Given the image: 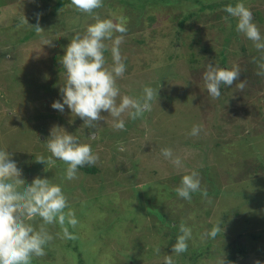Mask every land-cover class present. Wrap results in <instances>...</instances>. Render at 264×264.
Segmentation results:
<instances>
[{"label": "rangeland", "instance_id": "1", "mask_svg": "<svg viewBox=\"0 0 264 264\" xmlns=\"http://www.w3.org/2000/svg\"><path fill=\"white\" fill-rule=\"evenodd\" d=\"M129 1L103 0L102 6L93 12L102 19L113 18L118 23L131 26L126 34L113 33L114 37L123 36L124 41L129 36V47L126 46V51L121 53L124 58L128 56V64L125 74L117 78L121 94L138 97L143 94V87L150 85L158 88L157 98H153L150 110L140 117L134 120L125 117L124 129L114 128L113 118L102 111L104 118L97 121L94 136L89 135L82 119L74 116L67 106L62 112L50 106L54 100L60 99L59 89L64 82L63 66L59 63L61 57L55 60V56L63 55L64 47L76 32L83 34L87 25L94 22L93 15L78 10L73 1L58 9H55L56 0H4L0 4V146L10 150L9 155L20 168L15 175L22 177L24 182L30 183L34 177L40 176L60 184L67 198L65 212L71 209L78 221L75 225L76 238L82 257L88 264H164L165 254H171L175 264H216L217 259L224 257L221 247L218 254L213 248L211 250L214 252L206 250L193 261L188 260L190 256L183 257L185 252L179 255L171 253L175 240L167 232L171 231L172 226L184 224L182 220L191 222L193 215L189 218L183 213L192 214V207L195 206L191 204L193 201L187 202L179 197L175 189L182 175L194 167L201 171L204 167L199 160L201 156L197 157L196 151L186 147L189 142L181 139L187 133L185 128H191L192 124L201 126L202 137L206 135L205 123L212 127L221 124L228 128L222 131V138L227 140L233 135V141L222 145L221 158L211 155L210 161L221 164L231 160L242 165L241 160L244 159L248 162L247 166L242 165L245 172L257 171L252 168H259L261 164L256 159L264 157V131H260L264 127L255 118L256 111L245 116V110L232 109V105L243 106V96L235 91L240 74L228 86L231 91L228 97L233 98L232 102L224 99L219 103L217 97L213 98L206 92L201 74L203 69H200L198 61L205 53L215 57L216 62L225 57L226 68L238 65L240 72L244 70L247 75L252 74L250 62L253 61L256 66L253 71L258 63L250 52V43L240 35L231 34L230 18H225L227 15H224L223 9L231 0H166L156 5L150 4V7L137 12L126 4ZM244 2L247 8L254 7V11L260 12L264 19V0ZM209 4H218L210 12V18L206 17ZM201 7L206 10L200 11ZM14 16L19 19L13 20ZM183 16L188 18L178 35L177 22ZM3 18H10V21H3ZM25 20L32 26H28ZM5 23L12 26L14 23V26L6 32ZM35 25L39 28L36 29ZM34 27L35 30L32 29ZM30 29L34 30L33 35L24 40ZM47 39V42H43ZM139 39L144 42L136 44L137 47L130 52L132 43H137ZM106 44L109 48L105 51V57L110 65L111 41H106ZM172 46L176 47L179 57H176L175 63L169 64L166 55H169ZM242 48L250 53H245ZM191 53L195 54L197 60L192 67L189 62L188 65L186 63ZM196 66L200 70H195ZM191 69L195 73H191ZM176 89L181 91L171 93ZM261 93H264V85ZM171 94H177L173 104L181 103L178 101L181 99L183 105L172 106L168 99ZM205 98L210 101L213 98L219 103L215 118L188 122V118H192L188 106L195 105L197 99ZM164 102L170 108L166 112L158 110ZM222 104H227V107L222 109ZM261 113L263 116L264 108ZM220 116L228 118L229 125L218 122ZM237 121L243 124L241 128L234 126ZM53 126H60L79 137L81 143L91 145L97 156L94 163L98 168L96 174H83L78 168L73 179H66L64 161L56 158L46 160L45 164L36 161L40 156L51 155L47 149V138ZM212 127L211 131L217 130ZM237 140L238 143H234ZM165 147L172 148L173 154L181 158L180 166L175 167L171 158L163 156L161 149ZM204 148L207 152L210 150L208 146ZM165 166L167 169L164 170ZM153 170H158L156 175ZM174 176L178 180L171 181ZM208 181V175L200 178L204 192L210 189L207 187ZM163 215L167 220L162 219ZM37 218H26V222L33 224ZM191 230L195 231L196 228L192 227ZM191 236L188 246L199 248L205 237L198 233H191ZM63 239L59 245H62ZM216 241L222 245L220 239ZM157 245L160 246L159 253L154 250ZM44 250L47 253L45 245ZM56 250L48 256H34V259L37 264H75L72 251L60 246ZM257 261L264 264V260L250 257H241L233 264H256Z\"/></svg>", "mask_w": 264, "mask_h": 264}, {"label": "clouds", "instance_id": "2", "mask_svg": "<svg viewBox=\"0 0 264 264\" xmlns=\"http://www.w3.org/2000/svg\"><path fill=\"white\" fill-rule=\"evenodd\" d=\"M103 0H73V5L80 11L93 15L94 22L87 25L83 34L76 32L64 47L59 61L64 69V82L60 86V99L54 100L51 107L63 111L65 106L74 116L82 119L89 135L94 136L97 121L103 120L101 112H106L113 118V127L125 128V117L134 120L143 112L150 110L151 101L157 98V89L150 85L143 87V94L133 97L121 94L117 85V78L122 77L126 65L121 56L120 45L123 37L113 36L114 32L125 33L124 23H118L113 18H100L94 9L102 6ZM224 11L236 18V30L253 42L257 50L264 51V36H262L253 13L247 8L243 0L227 4ZM226 19L228 17H225ZM25 23L29 25L26 20ZM39 28L38 25H35ZM49 39L43 42H47ZM106 41H111V64H107L105 51L109 48ZM257 75H264V59L258 61ZM240 74L238 65L231 68H220L213 62L206 65L203 81L206 91L212 97L221 95V87L233 84ZM238 86L245 87L243 80ZM53 129H63L62 132ZM201 126L193 124L190 135H199ZM47 149L50 156H40L36 161L44 162L53 158L66 163L65 178L73 179L79 167L94 164L97 160L91 145L81 143L79 137L67 132L60 126H53L47 138ZM9 149L0 146V264H31L34 256L45 254L44 245L52 239L51 234L44 228V224L54 222L75 226L77 219L74 212L68 209L67 198L60 184L53 183L46 177H34L30 183L24 182L22 177L15 175L20 171L19 165L9 155ZM165 158H171L172 163L180 166L181 158L174 155L171 148L161 149ZM201 190V182L195 170L181 176L180 184L175 189L177 195L183 199H191V193ZM40 217L43 224L35 228L26 218ZM220 224L214 225L203 235L209 238L217 236ZM179 233L172 244V252L177 255L188 248L191 238V228L186 224L179 226ZM66 236L71 235L64 228ZM160 252V246L154 249ZM164 264H175L171 254H165ZM216 264H226L225 257L217 259ZM256 264H261L257 261Z\"/></svg>", "mask_w": 264, "mask_h": 264}, {"label": "trees", "instance_id": "3", "mask_svg": "<svg viewBox=\"0 0 264 264\" xmlns=\"http://www.w3.org/2000/svg\"><path fill=\"white\" fill-rule=\"evenodd\" d=\"M72 1L73 0H56L55 9L61 8L64 6V4H68ZM164 1L166 0H130L129 2H126V4H128L130 7L134 9V11L137 12L138 10L144 9L147 6L150 7V4L156 5ZM260 1L262 2V0ZM3 2L4 0H0L1 5ZM237 2L238 0H231V2L229 3L234 5ZM7 3L8 2H6V4ZM6 4L5 5L3 4V7H6ZM25 4L28 5L27 3ZM216 5L218 4L207 5L206 9H208L209 11L206 14V17L210 18L211 16L210 12L214 11ZM248 8L253 13V21L256 23L257 27L259 28L262 36H264V22H263L264 19L261 18L260 12L258 13L253 10L254 7H251V8L248 7ZM206 9L201 7V9L199 10L203 11ZM224 15H227L225 17L230 18L229 22H230V28L232 31L231 34L236 35V36L240 35L242 38H245L246 41L249 42L251 45L250 52L253 53L254 61L255 62L262 61V59H264V51L257 50L254 47L253 42L251 40L247 39L243 33H240L236 30V22H235L236 18L229 16V14L226 13L225 11H224ZM188 17H191V15H189ZM187 18L186 16H183L181 20H178L177 22L178 32L176 31V34L178 33L179 35V33L183 30V25L185 21H187ZM12 19L17 21L19 17L14 16V18ZM4 20L8 22L10 21V18H5V19L3 18V21ZM30 22L32 23V21ZM39 25L41 26V24ZM13 26H14V23H13ZM13 26L10 25V23L4 24L6 32L9 31L11 28H13ZM35 27L32 29L35 30ZM126 28L131 29V26H126ZM32 29H30L29 34L24 36L23 38L24 40L30 38L33 35L34 30L31 31ZM150 34L153 35L152 33ZM127 35H131V34H127ZM141 35H142V32H141ZM128 37L129 36L126 37L127 41L126 40L124 41V39H122V43L120 45L121 53H124L126 51L125 49H126V46L128 45V40H129ZM174 41H176V39H174ZM143 42L144 40L139 39L137 43H132L130 52L132 51V49H134V47H137L136 44L138 45V43H143ZM128 47L129 46H127V48ZM170 48H169L170 49L169 55L167 54L166 56L168 57L167 58L168 63L173 64L175 63L174 60L176 59V57H179V56L175 51L176 49L175 46H172ZM242 49L244 50L245 53H250V52H246L245 48H242ZM154 52H153V56L155 54ZM125 56L126 58L122 56V59L124 60L125 65H127L128 56L127 55ZM201 56L202 57L200 58V61H198V63L200 64L199 65L200 69H203L201 70L202 71L201 74H203V71L206 70V65L212 62L215 65L219 66L220 68H226L225 59H224L225 57L222 58L221 61H219L220 62L219 63V62H216L215 57H210L206 53L205 55H201ZM60 57L61 55L55 56V60H57V58H60ZM188 62H189V65H191V67L192 65L197 63V60L195 59V54L191 55V58L189 59V61L187 60L186 62L187 65H188ZM249 66H250V70H252L251 75H247L245 73L246 71L244 70L240 72V78H241L240 80H243L245 82V87L241 89L237 83L236 87L238 88H236L235 90L237 94L241 93V95L243 96L244 98L243 106L232 105V109H235L237 111H243V112L245 110L246 112L243 113L245 116H248L250 113L254 114L253 112L256 111L255 114L257 115L255 116V118L257 117V120L259 119L260 125L264 127V119H262L264 115L262 116V113H261V109L264 108V100H262L264 99V93H261L262 85H264V75H257V72L259 71L258 67L253 71V68L256 67L253 61L250 62ZM194 69L200 70L198 69V67ZM194 69H191L190 72L195 73ZM171 73L172 72H170L169 74ZM177 91L179 92L181 90H178V89L171 90V93H175ZM230 92L231 91L228 88V86H222L221 96L220 98L217 97L218 102L221 103V101H223L224 99L226 101L232 102L233 98L228 97ZM171 95L172 96H169L170 98L168 97V99H170L171 101L170 104L172 106H175V105L180 106L182 104L181 99L178 100L181 103L173 104L175 97L177 98V94L176 96L175 94H171ZM222 95H223V98H221ZM213 98H212V101H210L208 98L197 99L195 101L196 102L195 105L193 106L189 105L188 110L190 111L189 113L192 118H188V122L194 123L200 120L209 121L207 120L208 118L214 119L216 116L215 115L216 106L219 103L215 102ZM213 102L215 104L211 108H209ZM252 103H254V105H252ZM189 104H192V103H189ZM254 106H257V109H254ZM225 107H227V104L225 105L222 104L221 108L223 109ZM158 110L166 112L170 110V108H169V105H166V103L164 102L159 106ZM220 115L222 114L220 113ZM204 117L206 119H204ZM223 118H224L223 116H220V118L218 117L217 118L218 122L222 124L226 123L229 125V123L227 122L229 121V119L224 118L223 120ZM253 124H254V120H253ZM205 125H206L205 127L206 135H204L203 137H202L203 133H201L202 131H200L199 135L193 136L189 134L191 128H185L187 133L181 139V141L183 140V142H184V139H186L189 142V144L186 142L187 143L186 147L191 149V151H196L198 153V154L196 153L197 157L201 156L202 159L200 158L199 160H201L204 163V167L202 171L198 167L192 168L191 171L195 170L198 173L199 178H201L202 176L205 177L206 175H208L210 179V181L207 182V184L209 185L207 187L210 188L207 192L198 190L190 194L191 199H187V200L184 199L187 202L193 201L191 204L194 203L195 206L192 207V214L186 213V212L183 213L185 217H189V218L193 215L192 221L187 222L188 219H185V220H182L181 223L183 222L190 228L195 227L196 230L195 231L191 230V233H198L201 236L205 237V239L203 240V242H201V246L199 248H196L195 245H194V248L193 246H188L187 250L182 255L183 257L190 256V259L188 258V260L193 261L196 258H199L203 254V252L206 250H210L214 252L213 250H211L213 248L217 250L215 251V253L218 254L219 248L221 247L223 255L225 257V261L231 264H233L234 261H237L241 257H250L251 259L254 258L256 260H264V197H263L264 190H262L264 188V157L262 159L260 158L256 159L258 160L256 162H260L261 166L259 168H256V167L252 168V170H257V171H251L249 173L248 171L245 172L244 166H247L248 162L247 160H244V159L241 160V163L244 166L238 164L236 161H231V160H226L227 161L226 163H221V164L216 161H210L211 155L221 158L220 153H221V150L223 149L222 145L228 142L231 143L233 141L232 140L233 135L230 136V139L228 138L227 140H224L221 136V133L222 131L228 128H225V126H222L221 124L218 125V127L217 126L212 127V126L207 125L206 123ZM241 125L243 124L237 121V124L234 126L237 128H241ZM211 127L217 130H215L214 132L211 131ZM260 131L263 132L264 130H260ZM238 140L234 143H238ZM247 140H251V138H248ZM260 142H263V140ZM179 144H182V142H180ZM204 146H208L210 150L207 152L206 150H204L205 149ZM252 161H255V160H252ZM174 166L176 167L177 165L174 164ZM79 169L80 171H82L83 174H86V173L96 174L98 172V168L94 164H91L88 166H82V167H79ZM165 169H167V166L164 167V170ZM168 170H169V166H168ZM157 171L153 170V174L156 175ZM219 174H220V177H219ZM176 178L177 176L172 177L171 179L173 180L171 181L178 180ZM205 179H206L205 180L206 182L207 177ZM223 179H224V183L222 182ZM172 195L173 194H171V196ZM162 219L167 220L165 215L162 216ZM218 223L220 224V228L218 229L217 236L215 238H209L203 235L206 231L210 230L214 225ZM42 224H43L42 219L38 217L33 222L32 225L35 228H39ZM43 226L52 236V239L45 244V247H47V253H45L43 256H48L49 253H55L57 246H60L61 249L66 247L69 251L73 252V262L75 264H88L86 260H84L85 258L82 257L83 256L82 251H80L81 246H80L78 238H76V226L68 225L67 221H65L64 225H60L59 223L54 222L52 224H44ZM65 227L67 228L68 232L71 235L66 236L64 234ZM167 233L170 234V238L172 234L173 238L171 239L175 240V237L178 234H180L179 225L172 226L171 231ZM60 235H61V238L59 239ZM62 238H64L63 240L65 242L63 241L62 245H59V241ZM170 238L168 240H170ZM191 239H192V236H191ZM218 239L221 240L219 242H221L222 245H219V243L216 241ZM71 243H73V245H70ZM56 254H58L57 250H56ZM31 264H37V261L34 259V257L31 260Z\"/></svg>", "mask_w": 264, "mask_h": 264}, {"label": "bare ground", "instance_id": "4", "mask_svg": "<svg viewBox=\"0 0 264 264\" xmlns=\"http://www.w3.org/2000/svg\"><path fill=\"white\" fill-rule=\"evenodd\" d=\"M147 19V18H146Z\"/></svg>", "mask_w": 264, "mask_h": 264}]
</instances>
